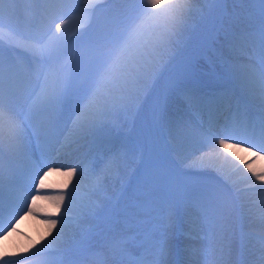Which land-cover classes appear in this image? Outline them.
Listing matches in <instances>:
<instances>
[{"label": "bare ground", "instance_id": "obj_1", "mask_svg": "<svg viewBox=\"0 0 264 264\" xmlns=\"http://www.w3.org/2000/svg\"><path fill=\"white\" fill-rule=\"evenodd\" d=\"M61 1L62 5L76 1L79 4L76 11L78 13L70 12L66 4L62 11ZM201 1L172 0L169 5V0H165L171 7L172 22L170 21L167 27L154 28L149 25L147 19L135 20L121 41V44L124 42L125 48L119 49L117 56L112 60L113 65L109 62L106 63L108 65L104 64L98 68L91 88L86 91L83 89L79 93L80 100L77 105L73 104L70 93L64 95L62 89L66 83L57 73L64 65V62L57 59L67 53L69 45L63 37L60 42L54 39L52 42L46 39L43 41L46 34H43L44 29L38 27L48 26L47 22L50 20L49 24L53 25L49 29L53 28V32H56L57 25L66 23L61 18L65 13L71 14L68 18L71 25L88 13L86 22L76 26L75 32L79 38L81 35L92 36L91 21L94 19L90 12L95 14L98 11H106L104 7L95 5L105 2L109 10V6L115 3H132L134 0H94V5H89L88 11L84 10L85 4L80 6L81 0H57V3L52 0L56 12L60 11L58 14L46 12L48 0H37L34 20L38 21L36 17L42 19V14L46 22L42 19L43 25H34V29H29L28 16L22 7L17 12L26 22L22 31H16L13 17L9 18V25L17 32V36L9 35L10 40L8 39L6 44L2 43L0 75L6 89L9 83L12 85L11 100L16 111L20 113L16 123L26 128L28 140L20 153H9L5 149L0 156V163L3 165L0 174V206L3 207V214L0 215V233L6 230L0 234V257H3L0 263L6 261L17 264L15 260L22 258L18 264H48L58 257L63 264H86L94 258V254L97 255L107 248L111 250V247L115 246L113 241L118 232L117 227H114V218L124 213H127L126 217H136L137 214L132 212V209L149 203V195L157 193L154 194V202L158 205L162 200L164 205L159 216H155V237L149 238V230L152 227L140 238H136L134 246L140 251L137 258L147 256L151 259L152 257L147 255L149 251L163 243V254L158 256L161 264H172L173 258L177 259L178 264H222L221 256L229 258L233 248L236 249L232 256L233 264H260L261 241L264 240V181L258 180L257 175H264V145L260 143L259 125L253 124L264 118V110L260 98L249 91L245 82L246 68L250 64L247 54L241 51L239 45L237 49L229 46L228 40L238 34L232 30L221 41V48L228 54L220 63L221 71L214 74L201 69L204 73L193 78L195 83L188 86L183 83L180 86L181 82L178 81L176 86H170L175 99L169 100L166 106L160 104L157 109V123L161 124L163 133L155 126L154 129L148 128L157 134V137L154 135L153 141L161 145L160 161L164 163H158L156 169L154 167V176L160 177L169 173L172 176V185L176 187L181 178L189 179L193 171L190 181L204 180L205 185L198 187L194 184L182 191L177 188L181 193L179 199L177 190L173 196L164 191L167 182L155 183L154 188L148 190L146 197L137 198L135 203L129 199L130 191L136 192L129 187L134 172L139 171L148 159L145 155L139 157L137 154L136 160H132L130 150L140 152L142 144L138 145L137 136L138 140L135 139L134 144L130 139V131L127 133L122 128L124 122L134 125V119L127 121L124 117L122 106L132 109L136 104L134 98L138 99L140 92H143L148 84L151 89H157L161 72L156 73V68L159 66L160 57L166 48L182 40L181 34L186 33L187 17L204 9V3ZM81 11L84 12L79 13ZM101 34L108 35L109 30L102 31ZM22 37L25 39L22 40ZM133 38L138 41L133 42ZM140 41L143 43H139ZM131 43L133 45L128 59L125 54L128 53ZM143 44L147 48V54L144 56L141 55L145 50ZM39 52H47L48 55ZM120 67L126 68L123 74L118 72ZM65 71L63 67L61 73ZM44 73L50 88L60 87L62 90L55 108L41 96L45 81L40 76ZM203 79H209L211 84L224 82V90L206 89L208 86L203 85ZM231 87L235 88L233 94L230 92ZM182 88H200L201 95L211 103L196 109L188 108L183 100ZM242 91L254 97V105ZM64 98L67 100L66 104ZM228 102L226 114L223 108ZM101 108H105L106 114L97 116L96 113ZM57 115L60 117L56 123V134L52 135L48 131V119ZM195 120L199 121L200 125H197ZM245 121H248V125L244 126ZM91 122H97L92 130ZM253 126L257 127L255 133ZM87 129L91 132H81ZM228 137H231L228 139V149L220 148L218 140ZM232 153L236 155L233 156ZM257 153L259 155H256ZM187 158L194 162L193 170L190 167L180 168L181 160ZM131 160V166L136 164L133 172L129 166ZM170 165L172 166L169 167ZM72 167L77 171L70 179L66 173ZM211 176L222 188L229 190L231 195L226 194L214 199L220 193L209 187ZM209 189L210 196L207 197ZM61 195L65 196V200L59 202L60 208L57 211L56 198ZM195 198L202 199L209 208L207 218L187 202ZM25 203L32 208V212L24 208ZM93 210L101 211L98 217L90 215ZM53 219L57 220L55 228L51 226ZM176 222L177 229L174 227ZM245 222L262 229L247 231L243 229ZM87 223L92 224L88 230ZM91 232L96 235L93 236ZM45 236L49 237L48 241L44 239ZM33 244H36V247L23 252ZM47 248L58 249L59 252L51 254L45 251ZM37 252L41 255H36ZM29 256L31 258L28 260ZM23 258H27V261Z\"/></svg>", "mask_w": 264, "mask_h": 264}, {"label": "rangeland", "instance_id": "obj_2", "mask_svg": "<svg viewBox=\"0 0 264 264\" xmlns=\"http://www.w3.org/2000/svg\"><path fill=\"white\" fill-rule=\"evenodd\" d=\"M36 1L37 0H3V2L0 3V33L2 32L5 33V34H0V50H1V46L7 43L9 39L8 38L9 35H11L12 37L17 36L16 35L17 32L12 30L11 28L12 26L9 25V18L13 17L14 19L13 26L15 27L16 31H22V29L25 28L26 22H24L21 19V16L17 15V12L20 11L22 7H24V12L28 16L27 27L29 29H34L33 28L34 25H37V27L40 24L43 25L41 20L42 19L45 20L44 15L41 14L42 16L41 20L39 19V17H36L37 19H39L38 21L35 22L34 20L35 16H33V14L37 9ZM48 1L49 4H47L46 6L43 3L46 12L48 14H52L53 12L58 14V12L60 11L56 12L52 0H48ZM53 1L54 3H57V0H53ZM202 1L204 3L203 4L204 6H202V8L204 9H201V11L198 13L199 15L193 14L187 17L186 19L187 23L185 22L186 33L181 34L182 40H180L179 43L176 42L173 45L169 46L162 53L159 61V66L156 68V73L161 72L158 79L157 89L156 90H154L153 88L151 89L150 84H148L145 87V89H143V92L142 91L140 92L139 98L138 99L137 97L134 98L136 107L133 106L132 108L133 110L128 109L126 106L121 105L124 108L123 114L126 120L129 121L130 118L131 120L134 119L132 121L134 125L131 126L130 123L127 124V122H124L122 124V128L125 129L127 133L128 131H130L129 133H131L132 135L130 139L132 142H134V144H135L134 140L137 139V137H139L138 138L139 140L137 139L139 141L138 145L141 146L142 144L140 148V152H137L132 149L130 150V155L132 157V160L133 161L136 160V156L138 154L139 157H142L144 155L147 156V159L150 161L149 162L148 160L147 161L145 160L146 163L144 162L142 168L139 171L136 170V172H134L135 175L132 184L129 186L130 188L132 187L131 189L133 191H136L133 193L130 191L131 196L129 197V199L131 198L133 203H135V200L139 197H146L148 190H152L154 188L153 184L155 183L161 184L163 182H167L168 185L165 186L164 191L171 193L172 196L174 195L177 188L182 191L185 188L194 186V184L198 185V187L205 185L204 180H199L198 182L190 181L191 174H193V171H191L189 179L181 178L179 180V183L176 185V187L175 185H172L171 174L169 173L163 174L160 177L154 176V174H156L155 169L157 168L158 163H160L161 165H164V163L162 164L160 161V158H162L161 155L162 153L160 152V150H162L161 145L156 144L155 141H153L154 135L155 137H157V134L152 133L151 131L148 130V128L150 127L154 129V126L156 127V124H158L157 109L159 105L161 104L166 106L169 100L175 99L173 91L170 90L169 88L170 86H176L175 83L178 81L181 82L180 86H182L183 83H185L186 86L190 85V83H195V81H193V78H197L199 74L204 73V71H201V69L205 70L206 73L210 72L214 74L221 71L222 68L220 67V63L222 59H224V56L228 55L227 53H225V50L221 48V41L224 38V36H226V34H229V32L232 31L238 34L253 33L254 39L256 41V46H258L259 27L261 24V18L258 14V9H259L258 4L251 3L249 2V0H202ZM93 2L94 0H81L80 6H83L82 4H85V6H83L84 10L88 11V8L90 7L89 5L91 6L94 5ZM65 4L67 5V8L69 9L70 12L72 11L76 12L78 10L77 5L79 4L76 1L70 4L64 3L63 5L61 1L62 11L64 10L63 7H65ZM206 4L207 6H205ZM95 6L104 7L106 11H98L95 14L90 12V14L93 15V19H94L93 21H91L92 31H93L92 36L83 37L81 35L79 38L78 33L75 32L76 26L78 27L80 24L86 22L88 18V13L80 20H77V22L74 25H71L68 19L71 14L68 15V13H65L61 18L63 22L66 21V23L65 24L61 23L59 25V28H57L56 32H53L54 30L53 28H51V30L49 29V27L53 25L51 23L49 24L50 20H48L47 22L48 26L38 27L39 29L40 28L44 29L43 34H46L44 38L42 37L43 41H45L46 39V40H51L52 42L54 39L56 42H60V38L63 37V39L66 40L67 44L69 45V50L65 54L66 56L60 55V57L57 59V61L64 62V65L58 69L57 73L59 74L60 77H62V80L65 81L66 83V85L62 89L64 95L70 93L72 102L75 105H77L80 100L79 93H81L83 89H84L83 91H86L89 88H91L90 86L93 80L95 79L94 76L98 72L97 71L98 68L106 63L112 62V60L117 56L119 49L121 50L122 48H125L124 42L121 44V41L123 40L124 33L129 29L130 25L135 20L147 19L149 20V25L154 26V28L167 27L171 21L170 20L171 7L167 6L162 9H153L151 8L150 5H148L147 0H138V1L134 0V2L132 3L118 2L109 6V10H107L108 4L105 2H100ZM82 12L84 11H81L79 13ZM44 22H46V20ZM141 23L143 26H145L144 21H142ZM107 30H109L108 35L101 34L102 31L105 32ZM58 32L59 34H57ZM94 32L96 34H94ZM135 38L132 39L133 42L138 41V40H134ZM23 39L25 38L22 37V40ZM139 43L142 44L143 42L140 41ZM251 43H252L251 41L248 42V44ZM132 45L133 43H131L128 53L125 54V57H127L128 59L130 58L129 51ZM143 47L145 50H144V54L143 53L141 54L142 56L147 54V48L146 46H144V44ZM137 48H139V46ZM222 52H224L225 54ZM39 53H42L43 55H48L47 52H39ZM63 67H65L66 71L61 73ZM104 69L105 68L103 67V70ZM125 69L126 68L124 67H120L118 68V72L120 74H123V71ZM220 77H222V74L220 75ZM40 78L45 81V73L41 75ZM202 83L204 86L209 87V88L207 87L206 89L212 88L215 90L216 88L217 90H224L223 89L224 82H213V84H211L209 79H203ZM232 88L233 87H231L232 91L230 90V92H232L233 94L235 88L234 89ZM237 89H238V85H237ZM237 89H236V93H237ZM198 90L199 92H201L200 88ZM242 92L254 105L255 104V101H253L254 97L248 95L245 91ZM66 102L67 100L64 98V103L66 104ZM64 103H62L61 105L62 107L64 106ZM228 107H229V102L226 103L223 108L226 114L228 111L227 109ZM101 109L105 111V108H101ZM75 110L76 112L78 111L76 107ZM52 117L57 122L60 115H57L55 118L54 116ZM92 122H91L92 124L91 130L95 128L97 125V122L94 123ZM195 122L197 125H200L199 121L195 120ZM258 122L261 121H257V123ZM245 125H248V121L244 122V126ZM159 126L161 127V124ZM160 127L159 129L157 127L156 128L160 130L161 133H163V130H161ZM130 129L135 132H131ZM81 132L89 133L91 131L90 129H87V130H81ZM161 133H159L158 135L162 138ZM219 135L222 136V134ZM162 139L159 140L161 143H162ZM137 140H136V145H137ZM239 144L241 143L239 142ZM140 146H138V148ZM117 150L118 149H116L115 151L117 152ZM154 159H155V166H154ZM132 160L129 166L132 167L131 171L133 172L135 170L136 164L133 165L134 167L131 166ZM191 161L192 160L188 158L181 160L180 168L188 169L190 167L193 170L192 166L194 165V162L192 161V165H191ZM160 169H162V166H160ZM180 175H176V176L179 177ZM182 175H186V174H182ZM158 178L161 180L157 181L156 179ZM135 181L136 183L134 184ZM134 185L135 187H133ZM209 187L214 188L218 193H220L214 199L221 198L226 194H230L229 190L222 188L219 183L214 181V177H212ZM81 191H86V190L81 189ZM210 191H211L210 189L207 191V197L210 196ZM235 192L236 189H234V193ZM176 193L178 194L179 199H181L180 191L177 190ZM153 194H157V193H151L149 195L150 198L149 203L146 204L144 203L141 206L132 209V212L137 214L136 217L134 218L128 216L126 217L127 213H124L114 218L115 219L114 227H117L116 231L118 232V235H115L113 241L115 246L111 247V250H108L109 248H107L104 249L103 252L98 253L97 255L94 254L93 256L94 258L91 259L92 261L90 260L86 264H117V261H119L121 258V256L119 255L121 248H124L127 254H131L130 252L134 251L136 252L137 257L140 255V251L136 249L138 247L134 246L136 242V238H140L141 235H143V233L147 229L152 227L153 228L149 230V234H150L149 238L151 239L155 237L154 222L157 220L155 219L156 218L155 216H159L160 209H162L164 205V202L162 200L158 203V205H156V202H154ZM185 195L188 196L186 192ZM251 200L253 199L251 198ZM99 213H101L100 210ZM88 224L89 223H87L86 225L88 226ZM177 225L178 223L175 224L174 226L175 229H177ZM243 226H244L243 229L251 232L254 230L259 231L262 229V228H258L257 226L251 223H246V222L243 224ZM121 230L123 233L121 232ZM5 231L6 230H3V232ZM3 232H1L0 234H3ZM91 233L93 236L96 235L94 232ZM42 238L43 237H41V239ZM44 239L48 241L49 237L45 236ZM115 242H117L118 244H116ZM235 253H236V249L233 248L230 250L229 258H227L226 256H221V263L233 264L234 259L232 258V256ZM30 258L31 256H29L28 260ZM21 259L19 258L15 260V263L17 264L20 263ZM23 260L27 261V258L25 259L23 258ZM58 260H59L58 257H56V259L53 258L52 261L48 262V264H58L57 263ZM173 263L178 264V261L176 263L175 261H173ZM8 264H10V262ZM28 264H42V263L30 262Z\"/></svg>", "mask_w": 264, "mask_h": 264}, {"label": "snow or ice", "instance_id": "obj_3", "mask_svg": "<svg viewBox=\"0 0 264 264\" xmlns=\"http://www.w3.org/2000/svg\"><path fill=\"white\" fill-rule=\"evenodd\" d=\"M2 2L3 0H0V3ZM171 2L172 0H169V5L171 4ZM249 2L259 5L258 14L261 18V24L259 27L258 46H256V41L254 39L253 33L235 34L228 40V43L229 46L233 49H237V46L239 45L240 49H242L247 54V59L250 60V64L246 68L245 82L249 91L260 98L262 110H264V0H249ZM147 3L153 9H162L169 6L165 4V0H147ZM57 28H59V25H57ZM249 41H251L252 43L248 44L247 42ZM181 92L185 105L190 109H196L211 103V101L207 100L204 95H201L199 90L196 88H182ZM61 94L62 90L60 87L50 88L48 86L47 79H45L41 96L46 103L55 108V106L59 102ZM11 95V83L8 84L6 89L3 77L2 75H0V156L3 155L5 149H7L9 153H20L21 151H23L28 140L26 128L21 127L16 123V119L20 115V113L16 111V108L12 103ZM225 95H227V93H225ZM105 114L106 112L103 109L99 110L96 113L97 116H103ZM48 131L52 135L56 134V122L52 117H49L48 119ZM256 131L257 127L253 126V132L255 133ZM258 134L261 145H264V118H262L261 122L259 123ZM228 139H231V137L218 140L220 148H223L225 150L228 149ZM232 155L235 156L236 154L232 153ZM256 155L259 154L257 153ZM2 171L3 165L2 163H0V174H2ZM76 171L77 169L75 167H72L67 170L66 174L71 179ZM257 179L260 181H264V175H257ZM42 185L43 180L41 178L40 186ZM56 199L58 201L56 210L59 211V202H63L65 200V196L61 195ZM32 200L34 203L35 197H33ZM189 204L193 207H196L205 218L209 216V208L205 206L202 199L195 198L192 201H189ZM24 208H27L28 212H32V208L28 207L27 203H25ZM21 211H23V208H21ZM2 214L3 207L0 206V215ZM56 225L57 220H51L52 228H55ZM34 247H36V244L25 248L23 252H28L31 250V248ZM163 251V243L154 246V249L150 250L147 254L152 258L148 259L147 256H142L140 258L133 257L132 255L127 254L124 248H121L119 252L121 258L119 261H117V264H161L158 256L162 255ZM22 254L23 253H18V255ZM36 255H41V253L37 252ZM0 259H3V257H0ZM260 264H264V240L261 241Z\"/></svg>", "mask_w": 264, "mask_h": 264}]
</instances>
